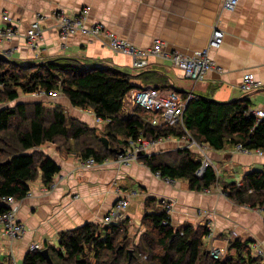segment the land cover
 Returning a JSON list of instances; mask_svg holds the SVG:
<instances>
[{"label": "crops", "instance_id": "crops-1", "mask_svg": "<svg viewBox=\"0 0 264 264\" xmlns=\"http://www.w3.org/2000/svg\"><path fill=\"white\" fill-rule=\"evenodd\" d=\"M223 3L224 0H0V26L12 24L19 30L17 36L3 43L0 52L8 50L12 58L24 64L70 56L87 67L116 66L136 75L137 87L159 84L164 90L194 92L221 102L247 97L253 110H264V0H241L234 12L224 11ZM86 7L90 8V21L103 22L117 35L143 47L151 46L159 37L168 43L169 49L190 52L205 47L214 27L219 26L225 32L224 42L210 51L217 63L216 70L193 82L185 79L170 60L153 57L147 69L131 71L128 56L79 33L72 35L61 49L62 40L51 18L44 24L47 51L38 56L28 47L23 33L36 12ZM5 14L10 16L9 21L3 19ZM246 74L261 80L263 86L245 88ZM61 95L57 93L52 98L59 99ZM63 96L64 103L58 104L73 109L81 122L91 128L107 126L108 122L97 118L91 110L76 108ZM53 144L46 146L47 154L60 166L52 182L54 187L43 192L42 181L38 179L31 183V192L17 200L16 213L25 229L22 236L9 238L0 224V264H5L10 253L15 264H23L34 243L41 245L40 250L57 247L63 231L86 223L103 225L104 216L120 197H128L129 205L123 209L122 216L134 225L135 231L146 225L147 212L163 211L161 201L166 200L173 204L169 216L176 228L186 223L209 224L217 236L235 232L244 239L258 241L264 248V210L236 204L222 190L224 182L237 183L248 172L264 171V154L256 151L247 154L234 147L219 151L208 146L207 155L214 163L219 182L210 190L195 191L189 188L187 180L164 179L141 160L130 165L112 163L81 170L78 155L56 152ZM186 144L187 138L169 137L149 148L146 156L176 151ZM193 153L207 165L197 149ZM148 198L156 199L150 209L146 207Z\"/></svg>", "mask_w": 264, "mask_h": 264}, {"label": "trees", "instance_id": "trees-1", "mask_svg": "<svg viewBox=\"0 0 264 264\" xmlns=\"http://www.w3.org/2000/svg\"><path fill=\"white\" fill-rule=\"evenodd\" d=\"M135 77L116 66L87 67L70 56L22 65L0 54V104L17 100L20 92L46 95L60 92L72 106L91 110L97 118L107 121L103 132L109 138V148H106L100 139L103 133L69 118L61 105L47 108L41 102L32 106L17 102L14 106L0 107V216L11 209L5 203L6 198H25L31 183L38 179L44 185L53 182L60 166L41 150L47 143H58L62 152H74L84 159L92 157L98 163L115 158L130 138L139 140L141 136L182 139L190 135L219 151L241 144L244 148L264 152V119L258 120L251 113L249 98L221 102L196 95L187 104L183 124L154 126L149 121L150 114L132 99V91L137 87ZM151 86L162 88L159 84ZM187 93L180 94L185 97ZM110 141L118 144L113 146ZM193 151L181 147L174 151L177 157L173 161L165 159L164 154L140 159L164 179H185L195 191L210 189L218 184V174L213 165L204 167ZM202 167L203 174L198 176ZM242 181L241 186L224 182V194L236 204L264 209V171L248 172ZM155 202L156 199L148 198L147 209ZM161 202L164 207V201ZM124 222L123 219L105 228L86 223L61 232L57 247L48 248L53 263L98 264L109 258L107 264H131L130 251L119 248V242L127 239ZM144 224L149 228L141 241L148 253L146 264H264V258L253 255L249 242L238 239L232 244L236 258L213 260L204 248L205 238L211 233L209 229L189 223L176 228L165 208L160 212H147ZM90 256L96 263L88 260ZM49 263L41 250L29 251L23 260V264Z\"/></svg>", "mask_w": 264, "mask_h": 264}, {"label": "rangeland", "instance_id": "rangeland-1", "mask_svg": "<svg viewBox=\"0 0 264 264\" xmlns=\"http://www.w3.org/2000/svg\"><path fill=\"white\" fill-rule=\"evenodd\" d=\"M240 1L241 0H224L223 10L224 11H227V12H234L237 9ZM80 11H86V13L79 14V17L72 16L73 14H75V13L77 14V12H80ZM62 15H71V19H72V28L74 29V31L73 32H70L67 36L64 35V31L61 30V28H60V21H61ZM89 15H90V8L89 7L82 8L80 10H71V11H67V10H64V9H61V8L53 9V10H50V11H38V12H36V14H35L34 18L32 19L31 23L29 24V26L26 28L25 32L23 33L24 38H25V41H26L28 47L36 55L40 56L42 53H45L47 51L48 46L45 45V39H46V37H45V27H44V24L51 18V20H54V28L56 29V32H57V34H58V36L60 38V41L62 40V43L60 44V48L61 49H64L65 48V46L67 45V40L72 35H76V34L79 33V34H82V35L90 38L91 40H99L104 46H107L108 48H110L112 51H114L116 53H120V54H123V55L128 56L131 59V68L129 69L131 71H135V70H145V69H147L149 67V65H150V60L153 57L159 58V59H163V60H170L174 67H176L177 69L181 70L180 67H178L176 65V63H175V61L173 59V57L175 56L174 54L175 53H183V54H188V55H194L195 52H197L199 50L207 52V57L211 61L214 62V66H212V68L210 70H216L215 68H216V64L217 63L210 56V51L213 50V49H218V48H214L213 46L211 47L210 43H211V39H212L214 30H216V29L223 30L219 26H215L214 27L213 32H212V36L209 39V41H208V43H207V45L205 47L199 48V49H194V50H192L190 52H182V51L176 50V49H169L168 43L165 40H163L162 38H159V37H157V38L154 39L153 44L151 46H148V47L139 46V45L131 42L127 38H125L123 36H120V35H117L112 30H110L103 22L90 21L89 20ZM3 19L5 21H9L10 20V16L8 14H5V15H3ZM79 19L81 21V25H79L78 27H75V23L79 22ZM35 22H38L39 23L38 34H31L30 33V29L33 27V24ZM93 24L94 25H97V24L100 25L101 26V30L103 29V31L102 32L101 31L95 32L94 29H93V26H94ZM84 27L87 29V31H83L82 30V29H84ZM18 32H19L18 27H16L15 25L10 24V25H6V26H0V47L6 41H8V40L14 38L15 36H17ZM223 32H224V30H223ZM111 36H116L119 39H123V40L127 41L128 46H132L133 45L136 48H138L140 50H143L142 52H146L147 64L144 67H135L134 66V57L130 53H127L125 51L120 52V51L113 50L111 48V46L107 45V41H109V39H110L109 37H111ZM156 39H160L161 41L162 40L164 41L163 42L164 47H163V49L160 52H152L151 51V48H153V45H154ZM0 54L3 55L4 57L10 59V60H15L14 58H12L10 56L11 54H10V51H8V50L1 51ZM56 57H58V56H56ZM15 61H17V60H15ZM41 62H43V61H41ZM37 63H40V62H37ZM21 64L22 65H28V64H24V63H21ZM29 64H31V63H29ZM185 79L191 80L193 82H198V81H194L193 79H189V78H185ZM262 86H263V82H262ZM142 87H147V86H142ZM139 88H141V87H136V88L133 89V91L135 89L137 90ZM167 89L168 88H165V90H167ZM133 91H132V93H133ZM167 91H171V90H167ZM57 93H60V92H57ZM57 93L55 92V93H52L51 95H46L44 93L24 94V93L20 92V96H19V98L17 100L12 101V102H8V103H5V104H0V107H3L4 105H6V106H14L17 102H25V103H28L30 106H32L34 103L41 102L45 107H47V108H53V107L59 105L58 104L59 102L64 103V101L61 100L62 98H64L63 95H61V97L59 99L52 98V96H56ZM132 99H133V97H132ZM135 103H136V101H135ZM66 107L67 106H65L64 109L67 112L68 117L69 118H74V119H77L78 121H80L76 117V113L74 112V110L73 109H70V108L67 109ZM78 113H80V111ZM104 129H105L104 127L102 129L101 128H97L98 133H101V134L103 133L102 135L104 136V132H103ZM104 137H106V136H104ZM106 138H108V137H106ZM47 144H45V145H43L41 147V150L43 152H45L46 154H47V151L49 149L46 146ZM57 144L58 143L55 144L56 147L54 146V149L53 150H55L56 152L62 153V151L57 147ZM111 144L113 146H116L118 143L117 142H115V143L114 142H111ZM157 145H160V143L150 144L149 146H147L146 149L143 151L144 154H143L142 157H145L146 156V154H147L146 151L149 148L156 147ZM234 148L238 150V146H235ZM252 151H255V150H252ZM53 152L54 151H52V153ZM206 153H207V151H206ZM163 154H164L163 156L165 157V159H169V161H173L177 157L176 156V152H174V150L164 151ZM150 155H152V154H150ZM79 160H80V158L78 159V167L81 170H86V169H89V168L100 167V166H106V165H109V164H112V163H114L116 165H119V166H124V164H121V163L110 162V163H107L105 165H100V166L94 165V166H91V167H82V166H80ZM140 160L141 159H139L137 161H140ZM205 163L208 164V166L214 164L213 161L210 159V157L208 158V160H206V158H205ZM203 165H204V167L206 166L205 164H203ZM53 187H54V185L52 183L49 184V185H44L42 183L41 191L46 192V191L51 190V188H53ZM210 189H207V190H210ZM30 192H31V190H30ZM126 198L128 199V197H126ZM16 202L14 204H16ZM170 203L172 204V202H170ZM117 204H118V202L114 205V208H115V206ZM10 207H11L12 212L15 215L16 222L19 225L22 226V222L18 218V215L16 213L17 209L15 211H13L12 204H11ZM172 207H173V204H172ZM172 207H171V209H172ZM122 209H124V208H122ZM171 209L169 210V212L171 211ZM255 209L256 210H262V208H260V209L259 208H255ZM119 216L120 215L118 214L117 219L119 218ZM124 220H125V222H124L125 223L124 224L125 226L124 227L127 228L126 231H125V232H127V239H126L125 242L124 241H120L119 242L121 244V246L119 248H122V250H124V249L127 250L128 249V251H130L131 255H130L129 261H130L131 264H146V262L148 261V258H147V254L148 253L145 252V249L142 246V244H141L142 242L141 241L143 240V238L145 237V235H147V232H149V228L146 225H143V229H141L142 231L141 230L140 231H137V230L135 231V229L134 230L132 229V227L134 225H132V223H130L127 219H124ZM117 223L118 222H116V223H105L104 222L103 225H102V227L105 228V226H109L110 224H117ZM193 225L195 227L196 226H199V228H201V224H199V225L193 224ZM204 226H206L209 229V232H211L205 238V245H204L205 247L204 248L210 252V256H211V258L213 260H226V259H229V258H236L237 257L236 250L232 247V244L237 239L238 240H241L243 242H245V241L249 242L250 245H251L250 247H251V250H252L253 255L260 256L258 254V252H257L259 250H262L263 253H264V248H263L262 244L259 243L258 241L252 242L251 240L244 239L243 237L237 235L235 232L228 233L226 236L225 235L217 236L215 234V232H213V230L211 229V227H210L209 224H205ZM22 228H23V231L20 232L19 234H16V235L14 234V235L10 236L11 234L8 233V232H7L8 234L6 232H4V233H5V235H7L11 239L18 238V237L22 236L23 233H24V230L25 229H24L23 226H22ZM34 244H36V243H34ZM37 244H39V243H37ZM122 244H123V246H122ZM32 245L33 244H31L30 247H29L30 248V251L31 252L32 251H37L38 249L37 250H31V246ZM40 248H41V245H40ZM216 252H217L218 257H215V253ZM140 253H142V254H140ZM136 256H138V257H136ZM260 257L264 258V256H260ZM50 259H51V263H49V264H54L53 261H52L51 255H50ZM88 260L90 262L96 263L95 262V259L92 256H90V258H88ZM4 261H5V264H15L14 255L12 253L8 254V258H6V260H4ZM104 262H106V263H104ZM107 262H109V258L103 259L98 264H107ZM69 264H75V263L69 262Z\"/></svg>", "mask_w": 264, "mask_h": 264}, {"label": "built area", "instance_id": "built-area-1", "mask_svg": "<svg viewBox=\"0 0 264 264\" xmlns=\"http://www.w3.org/2000/svg\"><path fill=\"white\" fill-rule=\"evenodd\" d=\"M83 13H86V11L77 12V14L75 13L72 16L79 17V14ZM79 25H81L80 19L79 22L75 23V27H78ZM38 28L39 23L35 22L33 24V27L30 29V33L38 34ZM60 28L64 31V35L66 36L70 32L74 31V29L72 28L71 15H62L60 21ZM93 29L95 32L103 31V29L101 30V26L98 24L94 25ZM82 30L87 31L85 27ZM223 33V30H214L210 43L211 47L213 46L214 48H219L223 44ZM109 38L110 39L109 41H107V45L111 46V48L115 51H125L127 53H130L134 57L135 67H144L147 64L146 52H142L143 50H140L133 45L128 46L127 41L119 39L116 36H111ZM163 42V40L161 41L160 39H156L153 48H151V51L160 52L164 47ZM174 55L175 56L173 57V59L176 65L180 67L183 77L193 79L194 81H199L203 79L207 75V73L211 71L210 69L212 68V66H214V62L207 57V52L205 51L199 50L195 52L194 55H188L183 53H175ZM244 85L247 89L261 88L262 82L261 80L254 78L252 74H246L244 77ZM132 97L140 107H142L144 110L147 111V113L150 114L149 121L151 122V124L160 125V127H162L164 125L183 124V116L187 104L191 99L196 97V94L194 92H188L184 97L177 91H167L155 86H147L141 87L137 90L135 89L132 93ZM251 113L254 114L258 120L264 119V110H252ZM186 138L188 140V147H193L197 149L199 153L205 155L206 160H208L209 157L206 153L208 145L197 142L190 135H188ZM165 139L167 138H159L158 140L147 139L143 136H141L139 140L129 139L128 145L124 147L115 158H107L101 163H98L95 158L92 157L85 159L80 158L79 163L82 167H91L94 165L100 166L110 162H117L124 165H130L132 162L143 156V151L146 149L147 146H149L150 144L160 143ZM237 146L238 150L244 153L250 154L253 152L250 149L244 148L241 144ZM255 151L260 155L264 154V152L261 150ZM203 171L204 168L202 167L197 172V175L201 176L203 174ZM242 184V180L237 182L238 186H241ZM16 201L17 200L13 197H8L5 199V203L10 206L12 204L13 211L16 210V208L14 207V203ZM126 204L127 202L125 200L124 202L119 200L115 208L113 207L111 211L104 216V222H118V214L120 210L125 207ZM166 207L168 210L167 212H169L172 207V204L168 203L166 204ZM0 224L4 226V232L10 233V236L14 234H19L23 231V225L21 226L16 222L15 215L11 209L3 216H0ZM37 249H41L39 244L36 243L31 246V250ZM257 252L260 256H264L262 250H259ZM215 257H218L217 252L215 253Z\"/></svg>", "mask_w": 264, "mask_h": 264}, {"label": "bare ground", "instance_id": "bare-ground-1", "mask_svg": "<svg viewBox=\"0 0 264 264\" xmlns=\"http://www.w3.org/2000/svg\"><path fill=\"white\" fill-rule=\"evenodd\" d=\"M223 38H225V33H223ZM153 125V124H152ZM154 126H160V125H154ZM131 140H135L134 138H130ZM159 139V138H158ZM158 139H155V140H158ZM182 148H190V149H194L193 147H188V144H186V146H183ZM203 157H205V155H203L202 153H200ZM141 158V157H140ZM140 158H138L137 160H139ZM137 160H135V162L137 161ZM158 174V173H157ZM159 175V174H158ZM119 200H121L122 202H124V200L127 202V204L125 205V207H127L128 205H129V200L127 199V198H123V197H120V198H118V200L115 202V204L119 201ZM164 201V208H165V210L166 211H168L167 210V207H166V204H168V203H170V202H168V201H166V200H163ZM114 204V205H115ZM114 207V206H113ZM124 207V208H125ZM122 212H123V209L122 210H120V212H119V219H118V223L119 222H121L124 218H123V216H122ZM166 223V222H165Z\"/></svg>", "mask_w": 264, "mask_h": 264}, {"label": "water", "instance_id": "water-1", "mask_svg": "<svg viewBox=\"0 0 264 264\" xmlns=\"http://www.w3.org/2000/svg\"><path fill=\"white\" fill-rule=\"evenodd\" d=\"M100 139H101V141L104 143L105 147H106V148H109V140H108V138H106V137H101ZM41 254H42L46 259H48L49 262L51 263V259H50V255H49V250H48L47 248L42 249V250H41Z\"/></svg>", "mask_w": 264, "mask_h": 264}]
</instances>
